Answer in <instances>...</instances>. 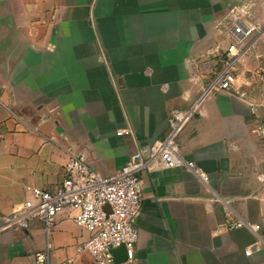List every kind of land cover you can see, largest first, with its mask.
<instances>
[{"label": "crops", "instance_id": "obj_1", "mask_svg": "<svg viewBox=\"0 0 264 264\" xmlns=\"http://www.w3.org/2000/svg\"><path fill=\"white\" fill-rule=\"evenodd\" d=\"M235 9L260 29L240 92L208 95L178 138L207 180L144 172L134 259L119 264H264V0H0V264H34L46 248L42 221L7 220L62 182L71 152L110 175L166 137L171 111L226 65ZM74 214L55 219L49 264H98L77 250L91 233ZM239 221L261 228H230Z\"/></svg>", "mask_w": 264, "mask_h": 264}, {"label": "built area", "instance_id": "obj_2", "mask_svg": "<svg viewBox=\"0 0 264 264\" xmlns=\"http://www.w3.org/2000/svg\"><path fill=\"white\" fill-rule=\"evenodd\" d=\"M234 13L233 27L229 31L230 44L223 51L226 65L205 84L201 94L189 107L171 111L166 137L154 141L145 152L134 153L122 169L110 175L95 169L86 156L71 152L62 182L51 190L34 188L32 199L25 201L22 208L7 220V226L25 224L30 220L43 222L47 244L44 250L35 254L34 264H49L52 248L50 229L57 216L67 207L75 211V222L91 233L87 241L77 245L79 252H89L98 264H117L113 251L124 245L127 249L126 262L129 263L134 259L135 244L139 238L137 223L143 207V173L156 166L178 167L207 180L195 162L184 158L178 138L192 119L204 114L202 103L208 95L216 91L240 92L239 66L243 49L260 29L256 24L243 19L247 14L245 10L235 9ZM253 109L254 116L260 120L262 114L258 106L254 105ZM124 132L129 131L118 133ZM255 134L264 140L262 122L256 126ZM240 227H248L253 231L261 228L259 224L245 221L230 226Z\"/></svg>", "mask_w": 264, "mask_h": 264}, {"label": "water", "instance_id": "obj_3", "mask_svg": "<svg viewBox=\"0 0 264 264\" xmlns=\"http://www.w3.org/2000/svg\"><path fill=\"white\" fill-rule=\"evenodd\" d=\"M247 2H252L254 0H246ZM114 256L116 263H122L127 260V249L124 245H121L114 249Z\"/></svg>", "mask_w": 264, "mask_h": 264}]
</instances>
